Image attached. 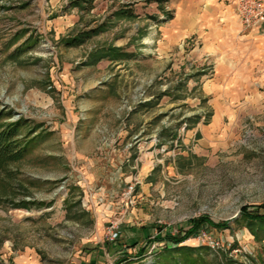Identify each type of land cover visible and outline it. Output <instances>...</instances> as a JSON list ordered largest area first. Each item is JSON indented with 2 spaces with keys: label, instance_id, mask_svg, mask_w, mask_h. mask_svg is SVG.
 <instances>
[{
  "label": "rangeland",
  "instance_id": "1",
  "mask_svg": "<svg viewBox=\"0 0 264 264\" xmlns=\"http://www.w3.org/2000/svg\"><path fill=\"white\" fill-rule=\"evenodd\" d=\"M72 1L0 0V112L6 123L22 121L28 142L24 159L10 166L17 172L8 178L14 183L10 197H0V264H119L124 256L129 257L122 264H181L176 246L167 251L168 236L181 237L200 218L228 226H203L180 245L196 249L193 255L203 264H264V230L242 217L244 207L264 204V107L237 104L211 130L212 96L202 90L211 76L198 78L195 67L186 72L180 49L176 57H147V49L132 42L121 54L112 44L98 46L95 36L69 46L88 21L109 19L114 9L103 3L98 12H87ZM74 8L84 13L67 25L61 18L77 16ZM111 48L114 60L96 66L94 87L121 88L120 103L103 114L80 94L83 103L69 117L62 94L84 86L87 74H75L90 70L97 50ZM116 110L117 128H99L102 144L123 131L139 167L112 193L107 216L96 208L101 190L87 182L73 144L87 138L97 115L115 117ZM147 165L150 171H144ZM22 199L31 205L18 206ZM113 233L118 237L112 240Z\"/></svg>",
  "mask_w": 264,
  "mask_h": 264
},
{
  "label": "crops",
  "instance_id": "2",
  "mask_svg": "<svg viewBox=\"0 0 264 264\" xmlns=\"http://www.w3.org/2000/svg\"><path fill=\"white\" fill-rule=\"evenodd\" d=\"M103 3L114 8L109 19L103 16L99 23L90 20L86 22L84 29H101L99 32L101 35H94L98 46L112 44L118 48L119 53L123 54L120 49L133 42L138 44L139 49L140 47L147 49L148 54H145L147 57H152L155 53L176 57L177 50L180 49L179 55L183 62H186L184 66L186 72H193L195 67L194 75L198 78L211 76L202 87L203 91L212 96L210 105L215 110L211 130L217 129L221 119L237 104H243L254 111L264 107V31L257 28L244 29L234 9L233 0H169L162 8L159 5L146 6L138 0H123L117 3L110 0H96L92 12H98ZM125 3L129 6L124 5ZM71 12L77 13V16L72 14L61 19L72 26L78 23L80 15L84 12H79L77 8ZM106 19L107 22H104ZM66 24L62 23L63 28L67 27ZM105 33L107 36L104 35ZM184 43L190 46L187 52L182 47ZM115 54L116 52L110 55ZM110 55L97 62L92 61L90 70L78 71L75 74V77L87 74L86 79L82 78L87 81L84 86L67 87L66 93L62 94L63 105L69 117H73L72 111L80 108L83 103L77 101V95L80 94L84 95L85 100L90 101L91 108L97 107L103 114L106 108L120 103L118 94L121 93V88L115 90L110 86H102L99 92L94 87L95 83L99 82L95 79L98 76L96 66L101 64L99 67L101 68L104 63L113 62L114 59ZM132 56L135 55L132 53ZM203 63H208L209 67H202ZM116 92L117 95L113 97ZM84 98L81 97V100ZM82 106L86 109L84 104ZM116 118H119L117 110L115 117L97 115L95 120L91 121V126L95 125V127L86 133L87 138L81 145L71 143L76 157L83 159L84 163L80 167L86 173L87 182L94 185L95 189L101 190L98 191L96 208L107 216L113 205L110 203L112 193H115L117 188L124 187L125 181L130 182L133 171L138 170L139 167L131 156L133 146L122 133L124 128H121V122L119 126L122 132L114 134L110 145L102 144L99 128L104 127L108 130L107 127L112 126L111 130H113L117 123ZM70 135L71 133L66 131L62 137L67 141L71 139ZM102 158L106 160V164H103ZM143 169L150 171L152 167L149 168L147 165L143 166ZM104 188L109 191L106 197L103 196ZM126 227L136 230L132 225ZM124 228L122 226V229Z\"/></svg>",
  "mask_w": 264,
  "mask_h": 264
},
{
  "label": "trees",
  "instance_id": "3",
  "mask_svg": "<svg viewBox=\"0 0 264 264\" xmlns=\"http://www.w3.org/2000/svg\"><path fill=\"white\" fill-rule=\"evenodd\" d=\"M113 3H117L123 0H110ZM158 3L162 4L166 0H156ZM96 0H73L72 5L74 7L79 8L80 10L89 12L95 6ZM101 29H90L79 32L76 35L74 41H71L69 46H81L86 41L91 39L94 35H97ZM111 50L108 52L104 50H97L93 55L94 61H99L102 58L110 55ZM6 115V114H5ZM4 112H0V197L9 198L10 191L14 189L13 181H9V179L15 178L17 172L11 171L10 166L13 164L20 162L26 154L28 153V146L24 136L21 135L22 121L16 123H6V116ZM9 178V179H8ZM18 206L28 208L31 205V202H26L25 200H20L17 204ZM253 209V210H251ZM242 217L244 220H247L251 224L259 223V232H263L264 230V204L259 206H254L253 208L244 207L242 210ZM213 226V227H223L227 228V224H214L213 222L207 220L206 218H200L193 221V226L190 230L185 232L181 237H169V246L167 247V251L171 250V247H175L173 249L174 253L180 254L182 258L181 264H203V260L199 258V256H194L193 253L196 249L186 246H180L183 242L188 240L189 238L197 235L200 228L203 226ZM259 232H253L254 236L260 235ZM129 256H124V260H121L119 264L125 263L128 260Z\"/></svg>",
  "mask_w": 264,
  "mask_h": 264
},
{
  "label": "built area",
  "instance_id": "4",
  "mask_svg": "<svg viewBox=\"0 0 264 264\" xmlns=\"http://www.w3.org/2000/svg\"><path fill=\"white\" fill-rule=\"evenodd\" d=\"M234 9L244 29L253 28L262 29L264 31V0H233ZM134 186L131 185L129 190L133 191ZM115 226L111 227V232H116ZM118 237L117 233L112 234V240Z\"/></svg>",
  "mask_w": 264,
  "mask_h": 264
}]
</instances>
